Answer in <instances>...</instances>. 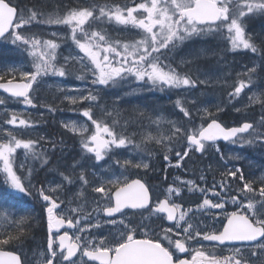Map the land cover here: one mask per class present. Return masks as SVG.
<instances>
[{
  "label": "snow or ice",
  "instance_id": "1",
  "mask_svg": "<svg viewBox=\"0 0 264 264\" xmlns=\"http://www.w3.org/2000/svg\"><path fill=\"white\" fill-rule=\"evenodd\" d=\"M257 15L264 20V0H142L123 7L92 3L67 8L62 15L39 13L14 6L10 0H0V40L14 46L15 51L30 64L27 70L15 65L0 68V90L24 105L36 108L34 85L38 87L49 77L66 80L73 75L70 64L78 63L81 74L75 79L84 87L61 88L60 91L63 100L82 106L78 110L79 115L86 118L94 130L85 135L87 123H65L63 127L82 137L80 146L82 153L86 154L85 163L91 160V166L101 170L109 164L120 168L148 169V163L135 162L134 159L121 161L114 157L121 149L132 148L142 152L148 143L165 145V141L171 142L177 137L184 138L188 148L183 153H175L178 158L175 167H181L180 161L190 151L203 154L206 146H215L220 140L238 143L241 147L259 144L264 148V132L257 131V128H264V112L258 124L244 121L236 127H225L207 109L201 117L207 119L192 131L186 124L170 120L167 122V136L146 133L137 143L135 134L118 132L105 121L104 116L112 117V112L108 111L101 95H107L109 89L121 88L130 80L139 82V86L149 91L190 90L210 83L208 74H202L205 79H200L187 71H178L170 62L169 53L181 45L190 47L186 42L195 44L204 37H223L231 51L257 53V44L246 35L247 25ZM89 21L114 23L136 30L140 39L123 44L120 41L109 42L100 31L85 30L84 26ZM40 24L68 26L78 52L75 55L69 53L58 63L57 50L61 45L55 39L43 40L27 34L34 25ZM77 33L83 39H78ZM51 35L56 37L57 33ZM260 45L264 46V39ZM253 63L248 73L255 74L264 82V57L258 66ZM252 83L251 76H248L247 83L241 80L229 92L230 99H237L245 88L251 91ZM262 97L264 93L261 96L254 94L251 102L259 103L264 109ZM176 105L191 123L193 115L189 108L179 100ZM56 110L48 108L49 112ZM220 110L218 107L216 111ZM236 110L240 111L239 108ZM140 118H144L143 113ZM163 119L158 115L152 123L159 124ZM5 123L24 129L36 126L35 121L19 118L16 114L7 118ZM44 141L45 138L19 139L9 132L5 141L0 142V216L16 223L14 217L19 213L11 210L17 208L21 200L38 197L44 202L47 232L43 250L37 253L42 257L40 264H264V178L257 182L246 178L243 169L236 168L221 173L219 181L211 187L206 183L201 186L195 180H182L179 181L180 186L169 185L162 194L163 199L160 196L153 199L149 186L140 179L129 181L126 177L121 178L122 173H103L91 188L93 193L100 194L99 199L93 201L97 207L85 214L82 204L72 207V201L60 199L64 195L63 190L73 191L68 186L74 184V174L81 185H89L83 171L78 172L76 167L66 168L59 173L61 180L51 190L42 185L37 187L25 178V173L31 175L33 170L26 163L29 154L41 166H49L48 156L37 151L38 145ZM51 147L55 149L56 144L51 143ZM18 150L23 156L19 162ZM216 150L219 152L218 147ZM163 159L173 166L169 156L165 155ZM78 167L83 169L85 164ZM92 175L96 176V172ZM199 179L206 180L204 176ZM234 181L240 185L239 188L233 187ZM184 189L202 194L201 202L194 208L184 210L183 204L173 199L180 198ZM78 195L84 197L83 192ZM229 204L236 210L225 211ZM208 214L214 219L223 216L219 229L202 221L193 222L197 215ZM151 217L159 220L157 227H153L155 221L145 222ZM27 219L26 215L20 216L19 224H26ZM165 222L167 226H164ZM30 227V224L20 227L15 235L0 234V264H32L23 252ZM105 228L109 230L108 235H112V229H115L116 235L111 240L103 232L97 235L93 231ZM6 246L18 250H5ZM37 247L40 248L39 245ZM209 247L227 249L229 255L217 258L207 250Z\"/></svg>",
  "mask_w": 264,
  "mask_h": 264
},
{
  "label": "rangeland",
  "instance_id": "2",
  "mask_svg": "<svg viewBox=\"0 0 264 264\" xmlns=\"http://www.w3.org/2000/svg\"><path fill=\"white\" fill-rule=\"evenodd\" d=\"M51 1L53 0H27L26 3L21 0L19 4L23 9L32 10V8H35V11H38L39 5ZM73 1L78 7L88 5L89 2V0ZM129 1L130 0H102L101 6L108 3V5H119L123 7L129 5ZM134 1L135 0H131V2ZM139 2H142V0H137V3ZM64 4H70L69 0H65ZM96 26L99 28H97V31H103L105 37L130 38L129 43L133 40L140 39V36L137 35L136 32L131 34L128 31H122L124 27L114 23H96ZM53 32L57 33L56 37L51 35ZM27 34L36 35L43 40L55 39L56 42L61 45L57 50L58 63L62 62L63 57L67 56L69 53L75 55L78 52V49L71 39V32L63 28H51L50 26L33 27ZM246 35L251 36L252 42L255 44L258 43L255 41L264 39V20H262L259 15L247 25ZM186 44L190 45V47L181 45L175 52L171 53V57L174 60L173 67H176L177 70L181 72H189L194 78L199 77L200 79H205V76L202 74H208L211 82L199 85L197 88L190 90L160 91L158 89H153L149 91L145 87H140L138 93H143L144 91L155 93L158 91L165 95L164 101L160 99H163V95L160 98L151 97L144 101L140 100L138 102H140L141 105H136L138 108L134 109L132 114L128 112L127 106L124 107L126 110L125 112L123 111V107H119L117 115L120 116L123 114V117L118 119L116 125L118 132L123 131L127 135L135 134L134 138L136 142L139 143L142 136L146 133H151L154 136L158 134L167 136L169 134V125L167 122L170 120L186 124L187 129L192 131L198 128L199 125L204 123V120L207 119V117L201 118L203 117L205 109L213 112L217 118H220L227 107L234 102L238 104L235 110L237 108L240 109L239 112L236 110L235 113L243 117L242 121L254 120V115L257 114V112L251 110L252 106H250L254 105V103L251 102V98L254 95L253 91L241 94L237 99H230L229 92H231L235 86H238L239 82L243 80V77L249 74L247 70L254 66L253 62H255V65H259L258 59L256 60L250 51H231L230 45L223 37H204L200 38L198 43L193 44L189 41L186 42ZM20 56L21 55L15 51L14 46L6 42L0 54V68L15 65L27 70L30 64L25 60V57ZM186 61H191V63H186ZM70 69L73 75L69 76L66 80L58 77H49L45 78L38 87L36 86L33 94L34 103L38 105L36 108L26 106L19 100H16L14 105H10L11 102L9 103L6 98L0 94V100L3 101V103L0 104V142L5 141L9 132L19 139L45 138V141L42 142L41 145H38L37 151L42 155H47L50 164L47 167L41 166L39 162L33 161L31 154H29L26 163L28 168L33 170L31 175L25 173V178L30 179L37 187L42 185L45 189L51 190L55 188L56 184L61 180L59 173L66 168L71 169L76 167L78 172L83 171L89 180V185H81L79 180H75L74 174V184L68 186V188L73 189V191L63 190L64 195H61L60 199L72 201V207L82 204L85 214L97 207L93 201L94 199H99L100 194L93 193L91 188L97 184L99 176L103 173H108L109 175L113 172L116 175H121L122 173V179L126 177L130 181L139 177L148 182L150 176L154 174L162 175L163 184L161 186H156L151 182L148 184L151 188L153 199L157 196L163 199L164 197L162 194L167 187L169 185L180 186L179 181L182 180H195L197 184L201 186L206 183L207 186L211 187L213 183L219 181L221 173L241 168L233 164L236 157L243 159L248 156L246 152L249 151V148H244V146L241 147L238 143H230L225 146H223V144H216L215 146H207L206 152L201 155H198L194 150L190 151L188 156L180 161L181 167H175L174 165L178 159L175 153H183L188 148L187 141L182 137H177L171 142L165 141V145L148 143L145 145L146 150L142 152L133 150L132 148L121 149L118 150V155L114 157V159H119L121 161L125 159H134L135 162L148 163L150 165L148 169H136L131 167L120 168L119 166L111 164L105 165L102 170L93 168L91 166L93 161L89 160L85 163L84 156L86 154L82 153L80 146L82 137L69 132L63 127L65 123H87L88 132L85 133V135H90L94 130L91 123L86 121V118L80 117L78 110L82 107L81 105H71L66 100H63V94L60 91L61 88L72 90L82 89L84 87L82 82L75 79L76 75L81 74V66L76 62H72L70 64ZM258 70L259 68L257 67V71ZM132 84H139V82L132 81ZM256 94L257 96L261 95L260 92ZM111 99L115 98L111 97ZM115 100L119 102V99ZM177 100L192 112L193 119L191 123H188L187 118H184L182 113H180L179 107L176 105ZM241 101L243 102L240 103ZM118 105L121 104L118 103ZM49 107L57 110L49 112ZM218 107L221 109L219 112L216 111ZM108 110L112 111V109ZM260 111L264 112V109ZM141 113L144 114V118H140ZM12 114H16L19 118L35 121L36 126L24 129L7 125L5 121L7 118H10ZM259 114L262 115L260 112ZM158 115L163 116L164 119L161 120L159 124L152 123L153 120L157 119ZM56 125L58 130L55 129ZM111 125L112 124H110V126ZM257 131L263 132V129L257 128ZM62 135H65L68 141L69 138H71L75 143L71 144L63 151V149H61L62 144L59 142L58 147L56 146L57 150L56 148L53 149L51 143L56 144V137ZM217 147L219 148V152L216 150ZM254 147V154L264 150L259 144H255ZM165 155L169 156V160L173 166H169V162L163 159ZM22 158V152L18 150L17 162ZM79 164H85V167L80 169L78 167ZM93 172H96V176L92 175ZM201 176H204L206 180L201 181L199 179ZM165 177H167V179H165ZM239 186L240 185L235 181L233 182L234 188H239ZM80 192L84 193V197L78 195ZM209 198L212 197L209 196ZM173 199H176L177 203L183 204L184 210H188L189 208H194L196 204L201 202L202 194L199 192H188L187 189H184L180 198L174 197ZM43 205L44 202L38 197H30L28 205L26 206L28 210H31V215L43 214L45 223L44 226H42L43 230L41 232L39 231L37 234H33L30 240L23 245L24 256H26L32 264H40L42 257L37 255V253L43 250L46 238L47 224L45 222L46 214L43 212ZM63 206L64 205H62V207ZM234 210H236L235 206L231 204L227 205L225 209L227 212ZM213 211L219 212L220 210ZM93 215H95V213H93ZM189 215H191V213H189ZM147 216L148 214L145 213V217ZM135 219L139 220L141 218L135 217ZM220 220H223L222 215L214 219L211 214H208L197 215L193 222L202 221L203 224L209 227L219 229L221 227L219 223ZM153 221H155L153 227H157L160 223L156 217L148 218L145 222L153 223ZM6 222H11V219H6ZM164 226H167V222H165ZM38 229H41V226H38ZM93 231L96 232L97 235L103 232L104 235L108 236L109 240L116 235L115 229H112V235H108L109 230L107 228ZM38 245L40 248L37 247ZM225 251L228 252L227 249H225Z\"/></svg>",
  "mask_w": 264,
  "mask_h": 264
},
{
  "label": "trees",
  "instance_id": "3",
  "mask_svg": "<svg viewBox=\"0 0 264 264\" xmlns=\"http://www.w3.org/2000/svg\"><path fill=\"white\" fill-rule=\"evenodd\" d=\"M10 1H12L15 5H19V1H21V0H10ZM22 1H25L27 3V0H22ZM39 6H40L38 8L39 11L41 10V12L42 13L45 12V14H48V8H54V9L61 11V12H63L62 10L66 8L64 5V2L58 1V4H56L55 0L48 2V3L41 4ZM260 41L261 40L255 41V42H258L256 44L259 48V51L257 53H252L253 57L256 60L258 59L259 64L261 63L262 57H264V46L260 45ZM0 54H1V52H0ZM169 59L171 61H173V58L171 57L170 53H169ZM248 76H251V78L253 80V83L250 86L251 91H253V93L257 96V94H256L257 92L264 90V82H261L259 77H257L255 74L250 73V74L246 75L245 77H243V80L246 83L248 80ZM248 91H250L249 88H245V90H244V92H242V94H245ZM118 93H121V95L119 96ZM108 94H113L112 97H114L117 100L119 98V100H118L119 102H117L115 99L104 98L105 106L108 109H112V111L108 110L109 112H112V117L104 116V119L109 124H112L111 126H113L117 130L116 125L118 123V119H120V117H123V114L120 116L117 115L119 107H123V111L125 112L126 110L124 107L127 106L128 110H129L128 112H130L132 114L134 109L138 108L136 105H140V104L132 102V101H135L134 96L136 94H135L134 90L133 91H124L121 87V88L115 89V90L109 89ZM258 96H261V95H258ZM262 98H264V97H262ZM242 102L243 101H241L240 103H242ZM118 103H120L121 105H118ZM257 104H259V103H256V105H250V106H252L251 110L257 112V114L254 115V121L258 124L260 117H261L259 112L262 113V111H260L261 106L257 105ZM237 106H238V104H236V105L230 104V106L227 107L226 111L222 115L221 121L227 123L228 125H236V124L240 123V121H242L243 117H241L238 113H235L236 112L235 107H237ZM252 117H253V115H252ZM112 120L116 121V123L113 124ZM262 129L264 132V128H262ZM56 135H57V133H56ZM59 142H61V144H62L61 149H63V150L67 149L71 144L75 143L73 140H71V138H69V141H68V139L64 135H62L60 137L59 136L56 137V146L57 147H58ZM244 148H249V151L246 152V154H248V156H246L243 159L234 160V164L241 167V169H243L244 175L246 176V178L255 179L257 182H259V180L261 178H264V153L261 151L259 153L254 154V151H255L254 146H244ZM56 150H57V148H56ZM0 178H2V177H0ZM150 180L153 181L158 186L163 184L161 175H152V176H150ZM17 199H19V198H17ZM27 200H28V198H26V199L24 198L23 200H21L19 202V206L17 208L11 210L13 212L19 213V215H17V217H15L16 223L6 222V219L3 216L0 217V220H1L0 221V234H3L6 232L8 234L15 235L16 231H18V229L20 227H27V224H30L31 227L28 229V233H27L29 238L25 242V243H27L33 234H37L40 231V229H38V226L42 225V223H43V215H41V214L31 215L32 214L31 211L26 209V206L28 205V203L26 202ZM24 215H26L28 217L27 223L21 225V224H19L20 216H24ZM5 249L14 250L12 247H8V246H6Z\"/></svg>",
  "mask_w": 264,
  "mask_h": 264
},
{
  "label": "water",
  "instance_id": "4",
  "mask_svg": "<svg viewBox=\"0 0 264 264\" xmlns=\"http://www.w3.org/2000/svg\"><path fill=\"white\" fill-rule=\"evenodd\" d=\"M0 91H3V90H0ZM4 92V91H3ZM10 95V94H9ZM221 123V122H220ZM236 127V126H235ZM220 141H223V140H220ZM219 142V141H217ZM223 142H228V141H223ZM141 180V179H140ZM143 183H145L143 180H141ZM146 184V183H145Z\"/></svg>",
  "mask_w": 264,
  "mask_h": 264
}]
</instances>
